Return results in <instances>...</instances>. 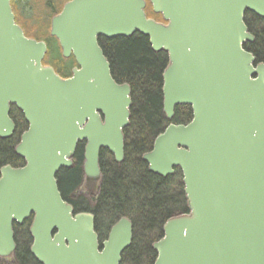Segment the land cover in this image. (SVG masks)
Returning <instances> with one entry per match:
<instances>
[{"label":"water","instance_id":"obj_1","mask_svg":"<svg viewBox=\"0 0 264 264\" xmlns=\"http://www.w3.org/2000/svg\"><path fill=\"white\" fill-rule=\"evenodd\" d=\"M149 2L164 23L147 17L145 0L66 2L50 28L77 64L62 78L42 63L45 42L27 37L10 0H0V139L14 133L10 105L28 124L14 147L23 166L0 168V261L14 257L13 223L33 214L29 251L39 264H120L131 221L121 217L100 244L94 214L61 198L56 175L84 140L88 190L101 176V148L123 161L131 88L113 79L98 38L137 33L168 57L170 123L142 160L163 177L180 168L188 208L164 223L153 264H264V63L243 47L254 40L245 13L264 19V0ZM178 105L191 108L186 124L171 122Z\"/></svg>","mask_w":264,"mask_h":264},{"label":"trees","instance_id":"obj_2","mask_svg":"<svg viewBox=\"0 0 264 264\" xmlns=\"http://www.w3.org/2000/svg\"><path fill=\"white\" fill-rule=\"evenodd\" d=\"M63 0H26L21 16L38 22L35 29L38 40H46L49 51L47 62L52 64L62 76H68L74 65L73 58L64 60L60 54L57 41L49 36V18L53 12L60 10ZM28 4V5H27ZM27 17L25 18L24 13ZM148 16L159 19L153 13L151 5L146 7ZM244 21L255 37V42L244 47L252 52L256 61H264V19L246 12ZM36 34V33H35ZM102 48L110 64L113 79L117 83H128L131 88L132 106L130 123L124 129V160L120 165L104 167L103 190L94 207H81L76 200L70 199L73 189L81 179L82 154L76 150L75 164L61 172L60 184L65 190V200L70 202L76 211H90L95 215V231L99 237L103 234L99 222L113 224L120 217H127L133 224L131 245L121 255L120 264H153L156 252L152 243L163 235L162 225L171 217L181 196L182 184L177 178H159L147 171L142 155L152 148L154 138L169 124L163 113L162 73L168 64L165 52H154L148 38L141 34L131 37H116L102 42ZM191 119L188 106H176L174 123H185ZM17 137L0 139V168L6 164L15 166L21 163L13 149ZM16 250L15 264H39L31 255L29 247L31 237L27 228L14 227Z\"/></svg>","mask_w":264,"mask_h":264},{"label":"flooded vegetation","instance_id":"obj_3","mask_svg":"<svg viewBox=\"0 0 264 264\" xmlns=\"http://www.w3.org/2000/svg\"><path fill=\"white\" fill-rule=\"evenodd\" d=\"M27 1H29V0H27ZM68 1H70V0H63V2H62V4H61V7H60V10L58 11V12H53L52 13V15H51V17L49 18V36L50 37H52L51 35H50V28H51V19H52V17L54 16V15H56V14H58L60 11H61V9H62V7H63V5L66 3V2H68ZM148 2H149V0H146V7H147V4H148ZM10 3H11V8H12V11H13V14H14V16H15V22L23 29V31H24V33H25V35L27 36V37H30V38H33V39H35V40H37V41H44L45 42V44H46V48H47V51H46V53H45V55H44V59H43V61H42V63H43V65H47V66H51V67H53V65L52 64H50V63H48L46 60H47V57H48V51H49V48H48V45H47V42H46V40H43V39H40V40H38V38H37V36H38V33L39 32H37V31H35V29H37V27H39V24H38V22H34L33 20H30L28 17H27V14H26V12L24 13V16H25V18L27 17L28 19H24V17H20L21 18V22H26L25 24H21L20 22H18V20H17V17H18V15H19V13H22V12H24L25 10H24V8H23V5H25V3H26V0H10ZM28 5V4H27ZM146 9V8H145ZM154 13V12H153ZM250 13V12H249ZM154 14H156V15H159L160 16V18L159 19H157V18H153V17H151V16H148V14H147V16L148 17H150V18H152V19H154V20H156V21H158V22H163L164 23V21H163V19H162V17H161V15L160 14H157V13H154ZM253 14V13H252ZM248 31L250 32V30L248 29ZM36 33V34H35ZM252 35H253V33L252 32H250ZM254 36V35H253ZM54 38V37H53ZM126 38V37H125ZM56 41H57V39L56 38H54ZM111 39H113V38H111ZM105 40H110L109 38H103V37H99L98 38V43H99V45L101 46V48H102V42H104ZM149 42V41H148ZM255 42V37H254V40L252 41V42H246V43H244V47H246V46H248V44H252V43H254ZM57 43H58V41H57ZM58 46H59V43H58ZM59 49H60V46H59ZM245 49V48H244ZM102 50H103V48H102ZM246 50V49H245ZM246 51H248V52H250L249 50H246ZM103 53H104V51H103ZM252 53V52H251ZM60 54H61V49H60ZM253 54V53H252ZM62 55V54H61ZM105 55V54H104ZM254 55V54H253ZM71 58H73V56H72V54L68 57V58H64V60H69V59H71ZM73 60H74V58H73ZM257 63H264V61H256L255 60V65L257 64ZM75 67H77V64H76V62L74 61V65H72L71 67H70V69H69V75L68 76H62L61 74H60V72H58V71H56L55 70V68L53 67V69L61 76V77H63V78H67V77H69V76H71V74H72V70L75 68ZM189 107V109H190V111H191V108H190V106H188ZM9 117L12 119V121H13V123H14V125H15V129H14V133H13V136L14 135H16V137H17V140H16V142L18 143L19 142V139H20V136L22 135V133L24 132V131H26L27 130V128H28V124H27V122H26V120H25V117H24V115H23V113L15 106V105H10V110H9ZM174 118V117H173ZM191 118H192V111H191ZM191 120V119H190ZM189 120V121H190ZM189 121H187V122H189ZM172 122V121H171ZM187 122H185V123H177V124H186ZM170 123V122H169ZM172 123H174V122H172ZM176 124V123H175ZM165 129V128H164ZM163 129V130H164ZM162 132V131H161ZM160 132V133H161ZM159 134V133H158ZM157 134V135H158ZM156 135V136H157ZM12 136V137H13ZM154 140H155V138H154ZM154 140H153V142H154ZM17 143L15 144V146L17 145ZM85 144H86V141L84 140V141H82V142H80L79 144H78V146H77V149H79L80 151H81V153L80 154H82V162H84V157H83V152H84V146H85ZM124 144H125V136H124ZM152 145H153V143H152ZM14 146V147H15ZM76 149V150H77ZM152 149V148H151ZM150 149V150H151ZM149 150V151H150ZM13 151H14V149H13ZM149 151H147V152H149ZM76 153V152H75ZM124 153H125V151H124ZM20 158V157H19ZM76 158V156L74 155V157H73V164H72V166L75 164V159ZM20 160H21V163H19V164H17V165H15V166H12V167H21V166H23V164H24V161H23V159H21L20 158ZM124 160V159H123ZM144 162V161H143ZM122 163V162H121ZM121 163H117V162H115V160H114V155L108 150V149H105V148H101L100 149V152H99V167H100V171H101V176H100V179H99V181L96 183V185H95V187H94V189L92 190V191H90V190H88V188L86 187V185H85V183H84V177H83V172H82V166H83V163L81 164V179H80V182L78 183V185H76V187L73 189V191H72V193H71V195H70V199H72V200H76L79 204H80V206L81 207H83V206H85V207H94V206H96V204H97V202H98V199H99V197H100V195H101V193H102V188H103V182H104V174H103V168H102V165L104 166V167H114V166H117V165H120ZM146 163V162H145ZM71 166V167H72ZM70 167V168H71ZM146 168H147V171H148V164L146 163ZM63 170H65L64 168H61L59 171H58V173H57V175H56V178H57V187H58V190H59V192H60V195H61V198L63 199V200H65L66 198H65V190L64 189H62V186H61V184H60V178H59V176H60V174H61V172H63ZM173 173L172 174H168V175H166V176H160V175H157V174H153V173H151V174H153V175H156L157 177H159V178H170L171 177V180H174V179H176L177 178V180H178V183L176 184V186L178 187V184H182V187H181V190L178 192H176V193H179L180 194V196H181V198H180V200H178V205H180V203H182V209H180L179 207H176L177 209H175V211H174V213L171 215V217L172 216H175V215H178V214H182V213H187L188 212V208H187V202H186V197H185V193H184V185H183V182H182V172H181V170H180V168H178V167H174L173 168ZM149 172V171H148ZM88 212V211H87ZM90 212V211H89ZM92 213V212H91ZM95 216V215H94ZM32 218H33V214L28 218V219H26V220H24L21 224H17V223H13V227H23V228H27V230H29V227H30V224H31V221H32ZM121 218V217H120ZM120 218H118V220L120 219ZM170 218V217H169ZM129 219V218H128ZM118 220H116L113 224H108V223H106V224H104L103 222H99V229H100V231H101V233L103 234V236L102 237H99L98 236V241H99V243L101 244L103 241H105L106 239H107V236H108V233H109V231H110V229H111V227L118 221ZM130 220V219H129ZM131 221V220H130ZM95 222V221H94ZM166 222V221H165ZM164 222V223H165ZM132 223V222H131ZM95 224V223H94ZM164 225V224H163ZM163 225H162V227H163ZM29 233V232H28ZM132 234H133V224H132ZM132 238H133V235H132ZM152 246V245H151ZM124 252V251H123ZM123 254V253H122ZM121 254V255H122ZM122 259V258H121ZM121 263V262H120Z\"/></svg>","mask_w":264,"mask_h":264},{"label":"rangeland","instance_id":"obj_4","mask_svg":"<svg viewBox=\"0 0 264 264\" xmlns=\"http://www.w3.org/2000/svg\"><path fill=\"white\" fill-rule=\"evenodd\" d=\"M0 264H15V260L12 257H8L7 261H0Z\"/></svg>","mask_w":264,"mask_h":264}]
</instances>
